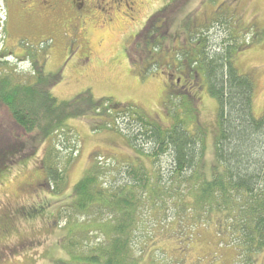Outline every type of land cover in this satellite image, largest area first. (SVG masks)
Segmentation results:
<instances>
[{
  "label": "trees",
  "instance_id": "obj_1",
  "mask_svg": "<svg viewBox=\"0 0 264 264\" xmlns=\"http://www.w3.org/2000/svg\"><path fill=\"white\" fill-rule=\"evenodd\" d=\"M159 14L135 35L131 49L150 58V52L160 51L168 38L176 70L184 76L182 80L172 81L173 75L168 79L174 87L176 82L185 84L171 91L170 97L181 98L187 114L196 112L192 102L196 98L190 93V99L183 98L185 87L197 91L203 88L198 79L204 80L207 92L217 99L211 165L207 166L204 158L203 131L196 128L189 132L177 116L173 124L161 126L130 104L95 97L89 90L58 100L50 89L60 81V74L45 73L33 53L27 51L31 68L21 75L16 63L9 65L6 58L0 60V66L7 67L0 70V108L6 119L0 123V171L28 156L38 143L49 141L40 167L46 170L49 186L53 184L51 191H60L66 184V174L58 166L57 153L61 149L60 136L67 137L71 132L66 124L69 118L89 120L92 131L119 129L134 148L133 161L123 163L124 170L117 169L122 164L109 166L118 172L116 182L104 180L106 171L98 162L90 164L74 184L70 201L60 207L59 211L66 210L64 228L69 227L64 235L69 259L64 264H142L144 247L136 256L132 241L140 212L146 206V212L154 216L171 215L178 223L188 219L191 225L204 223L203 218L215 213L218 218L214 222L240 240L236 242L240 249L245 247L249 254L264 248V114H253V80L239 73L234 64L237 52L248 44L237 40L249 34L250 25L239 36V30L230 27V20L217 14L199 29L187 17L190 24L185 29L182 21L172 30L168 27L171 16L163 10ZM215 23L226 29L220 39L211 34ZM181 28L185 35L179 37ZM259 34H253L255 39ZM177 39L180 47L175 44ZM152 61L159 63L157 57ZM29 142L33 143L30 151ZM136 151L150 157V168L140 167ZM165 156L169 160L163 172L156 164ZM167 201L175 210L170 208L172 212L164 214ZM1 226V234L10 231L11 225ZM90 234H99L102 240L88 245L85 241ZM85 245L88 248L78 250Z\"/></svg>",
  "mask_w": 264,
  "mask_h": 264
},
{
  "label": "rangeland",
  "instance_id": "obj_2",
  "mask_svg": "<svg viewBox=\"0 0 264 264\" xmlns=\"http://www.w3.org/2000/svg\"><path fill=\"white\" fill-rule=\"evenodd\" d=\"M111 5L116 8H98L93 25L85 29L79 24L77 30L60 27L39 40L16 45L15 35L7 36L9 40L3 43L6 9L4 0H0V60L6 58L9 65L16 63L21 75L31 68V56L26 54L33 53L43 64L45 73L60 74V81L50 89L58 100H68L89 90L95 97L130 104L138 113L161 126L173 124L177 116L189 132L196 128L203 131L204 158L207 166L211 165L214 162L217 99L207 92L200 78L198 82L203 88L196 91L185 87L186 94L182 97L188 99L187 93H190L196 98L195 102L192 100L196 112L187 114L186 107L180 104L181 98L170 97L171 91L179 90L184 84L171 85V75L172 81L182 80L184 76L176 70L177 62L168 38L160 51L150 52V58L131 49L133 39L161 10L171 16L168 27L172 26V30L182 21L185 29L186 24H190L187 17L192 18L199 29L217 14L228 18L230 27L239 30V36L241 30L250 25L249 34L237 40L248 44L237 52L234 64L239 73L250 75L253 80V114L260 117L264 114V0H133V12L121 1ZM59 20L53 18L50 22ZM212 26L211 34L222 38L225 27L216 23ZM184 29H178L179 37L185 35L182 34ZM255 32L260 33L257 39L253 36ZM178 39L175 44L180 47ZM156 57L159 63L152 61ZM6 69L0 66V70ZM2 117L4 113L0 108V123L6 122ZM66 124L71 132L67 137L60 136L61 149L57 153L58 166L66 174V184L60 191H51L53 184L49 186L46 170L40 167L49 141L38 143L35 150L29 142L32 153L0 171V226L1 223L11 225L5 235L0 231V264H64L69 259L64 249V235L69 227L64 228L66 210H59L70 201L68 196L74 184L85 175L89 165L96 162L106 171L104 180L116 182L118 172L109 166L122 164L117 169L124 170L123 163L133 161L134 148L119 129L92 131L90 121L85 118H69ZM142 145L137 143L144 149ZM139 154L140 167L150 168V157ZM168 160L166 156L160 157L156 167L165 172ZM166 207L164 214L175 210L170 201ZM148 209L146 206L141 210L132 241L136 256L144 247L142 264H264V248L247 254L245 247L242 250L236 244L240 240L234 234H228L223 226L220 228L214 222L218 218L215 213L203 218L204 223L191 225L188 219L178 223L171 215L154 216L146 212ZM88 237L85 241L88 245L102 240L99 234Z\"/></svg>",
  "mask_w": 264,
  "mask_h": 264
},
{
  "label": "flooded vegetation",
  "instance_id": "obj_3",
  "mask_svg": "<svg viewBox=\"0 0 264 264\" xmlns=\"http://www.w3.org/2000/svg\"><path fill=\"white\" fill-rule=\"evenodd\" d=\"M117 1L126 3L130 12L135 9L132 6L133 0H4L6 21L3 43L11 35L17 36L15 43L18 45L39 40L46 34L56 32L60 27L77 30L79 24L85 29L93 25L98 8H116L111 4ZM53 18L60 20L50 22Z\"/></svg>",
  "mask_w": 264,
  "mask_h": 264
}]
</instances>
